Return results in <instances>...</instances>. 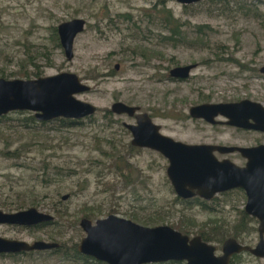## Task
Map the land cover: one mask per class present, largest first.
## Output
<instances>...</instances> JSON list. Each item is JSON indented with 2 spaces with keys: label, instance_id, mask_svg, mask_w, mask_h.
<instances>
[{
  "label": "rangeland",
  "instance_id": "obj_1",
  "mask_svg": "<svg viewBox=\"0 0 264 264\" xmlns=\"http://www.w3.org/2000/svg\"><path fill=\"white\" fill-rule=\"evenodd\" d=\"M164 2L184 24L182 30L189 40L198 39L199 27L210 28L202 30L204 44L173 48L160 43L164 21L157 12ZM0 14V78L32 80L74 73L91 87L77 98L98 108L92 120L59 131L54 129L60 123L47 128L21 127L35 116L29 111L12 112L0 121V210L19 212L8 206L29 199L24 210L37 208L58 222L39 229L0 225V237L79 245L86 236L81 220L96 222L109 215L146 227L194 226L191 237L200 230L238 221L246 201L237 195H219L207 203L212 211L177 201L167 176V159L149 149L127 155L132 135L124 123L135 124V120L112 114L111 122L108 112L115 102L140 107L161 126L163 134L187 144L264 143L261 134L238 133L189 116L190 107L205 103L208 97L210 102L249 98L264 105V74L260 71L264 66V0H206L188 6L174 0H0ZM73 19H83L87 25L75 39L74 58L68 60L52 30ZM40 51L47 57L39 58ZM194 64L197 67L187 81L169 79L173 68ZM37 68L39 77L34 75ZM8 152L20 157H6ZM121 154L129 159L130 184L111 159ZM47 163L49 175L56 180L49 186L38 177ZM55 210L66 214L59 217ZM258 226L259 222L253 223L255 230L243 235L246 244L259 242ZM37 256L0 257V264H62L56 258ZM240 262L264 264V258L245 254Z\"/></svg>",
  "mask_w": 264,
  "mask_h": 264
},
{
  "label": "water",
  "instance_id": "obj_2",
  "mask_svg": "<svg viewBox=\"0 0 264 264\" xmlns=\"http://www.w3.org/2000/svg\"><path fill=\"white\" fill-rule=\"evenodd\" d=\"M188 6L206 0H174ZM87 22L73 19L58 27L60 44L68 60L74 58V43L85 31ZM196 65L179 66L170 71L174 79H189ZM264 74V66L261 68ZM91 87L74 73L32 80L0 78V118L16 111H29L41 122L57 119L82 120L95 116L98 108L81 101L78 95L89 93ZM110 111L119 116L135 118L136 124L124 123L132 135L131 145L161 154L169 162L168 178L176 195L188 200L199 196L211 201L219 193L242 189L246 192L245 213L258 220L260 240L255 247L229 238L223 254L200 236L190 237L170 226L146 227L117 215L98 219L83 218L80 222L86 236L78 245V252L106 264H232V258L250 253L264 258V145L251 148L192 145L177 141L161 131L148 113L123 102H115ZM193 119H204L217 124L223 116L227 124L237 128L264 132V106L258 102L236 104H203L190 110ZM250 120H253L251 123ZM215 151H238L247 160L244 167L230 160L219 161ZM69 195L63 199H68ZM55 221L53 215L29 208L15 213L0 210V225L33 229ZM60 248L56 242L13 240L0 237V256L46 252Z\"/></svg>",
  "mask_w": 264,
  "mask_h": 264
},
{
  "label": "trees",
  "instance_id": "obj_3",
  "mask_svg": "<svg viewBox=\"0 0 264 264\" xmlns=\"http://www.w3.org/2000/svg\"><path fill=\"white\" fill-rule=\"evenodd\" d=\"M209 1H211L212 3H219V2H225V1L227 2L229 0H209ZM162 3H163V1H162ZM161 13L163 16V21H164L161 26H162L163 33L165 32V35L163 33L158 35L160 43H162L164 45L171 46L173 48H177L178 46L185 45V44H188V45L204 44L203 36L206 33L203 32L202 30L204 28H208L210 30L209 27H203V26L199 27V29L195 32V34L198 35V39L194 40V41L189 40L188 35L185 33L184 30H182V27L184 26V24L181 23V21L174 16V13L170 9L167 8V5L165 4V2L162 5V11L157 12V16L160 17ZM255 13H258V11H256ZM1 21H2V15L0 14V22ZM52 31H53L52 34L54 37V41L56 42L57 46H61L60 42H59V35H58L57 28H54ZM199 42H201V44H199ZM37 55L39 58L47 57V54L44 52H41V51L37 52ZM28 59H30L29 56H28ZM30 62H31V64H35L33 61H30ZM25 74H27L26 77L29 78L28 73H25ZM34 75L36 77H39L41 75L39 69L36 73H34ZM112 114H113L112 112H110V111L108 112V115L111 116V120H110L111 122H113V120H112L113 115ZM93 117L94 116H91V117H88L85 119L92 120ZM4 119H6L5 116L1 117L0 121H4ZM85 119L69 120V119L61 118V119L56 120V122L51 121V123H49V122L38 121L35 118V116H30L29 118H27L24 121V124L21 125V127L26 128V129H31L32 127H30V126L38 125V126L47 128L48 126L50 127L51 124L60 123L59 127L57 129H54L55 131H59L62 128L63 129H69V128H74L77 125H81L83 123V120H85ZM112 149L116 150V148H114V147ZM127 150H128L127 155H129V156H132L133 151H139V152L142 151L140 148H136V147L132 146L131 144L128 145ZM113 152H114V154H116L115 151H113ZM127 155L121 154V155H117L115 158L113 155H111V159L114 162V166L116 168V171L119 173V175L122 178H124V180L126 181L127 184H130L131 181H130V178H128L127 170L130 169L131 166L128 164L129 159L127 158ZM5 156L10 157V158H19L20 157V155L18 153L11 154L10 152L6 153ZM57 169H58V167H53V170H57ZM39 172H42V174H40V176H38L41 179L40 182L42 184L49 186L50 184H52V183L54 184L56 182L55 178H52L49 175V164L48 163L45 164ZM53 175L58 176V173H53L52 176ZM231 195H232L231 193H227L225 196L228 197ZM243 196H244V194H243ZM243 196L237 195V197L240 199H241V197L245 198V196L244 197ZM176 200L180 201L182 204L186 205L187 207H193L194 205L197 204L198 206L202 207V210L212 211V209H213L212 207L208 206L207 203H202L201 202L202 200L200 198H196L195 200L188 201V202H186V201H184L178 197L176 198ZM28 202H30L29 199H24L23 201H19L17 204L11 203V205H9L8 208L11 211H13V210L14 211L24 210L27 208ZM32 204H34V206L36 205L34 202H32ZM55 213L59 217L64 216L66 214V212H61V210H59V211L55 210ZM95 215L96 214H90L89 217L91 216V218H94V217H96ZM147 222L148 223L154 222V220H149ZM255 222L257 223L258 221L255 218L247 215L244 211H241V217L232 226H230V225H227L224 227H217L216 226V227L212 228L210 231L200 230L196 234L201 235L202 238L207 242H217V241L221 242V241H225V239L227 237H233L235 239H238L242 243H245L244 240H245L246 236H243V235L249 234L250 232H252V230H255V228H253V223H255ZM57 224H58V222L54 221L53 223H51L49 225H43V226H39V227H36L33 229H39L42 227L44 228V227H47L50 225H57ZM193 227L194 226L185 227L182 225H178V226H175V229L184 233V234L189 235L190 233L193 232ZM59 244H60V248L53 250V251L24 253L21 255H2L0 257H9L12 259H19V258H23V257H29V258L32 257L33 258V256H35L36 253H39L40 256H37V257H39L41 260L56 258L62 264H106L103 262L96 261L92 257H88V256L80 254L78 252V249H77L78 244H76V243H74V244L59 243ZM242 256H243V253L241 255H236L233 258V263L234 262H236V263L240 262V259L242 258ZM165 264H186V263L185 262H170V263H165Z\"/></svg>",
  "mask_w": 264,
  "mask_h": 264
},
{
  "label": "flooded vegetation",
  "instance_id": "obj_4",
  "mask_svg": "<svg viewBox=\"0 0 264 264\" xmlns=\"http://www.w3.org/2000/svg\"><path fill=\"white\" fill-rule=\"evenodd\" d=\"M194 65H196V64H194ZM196 67H197V65L195 66V68L194 69H196ZM116 69H119V65H116ZM193 69V70H194ZM171 71V70H170ZM170 71H169V79H173V80H175V81H187V80H180V79H174V78H172L171 77V74H170ZM246 100H248V101H252V102H256V101H254V100H251V99H249V98H243V99H240V100H236V101H224V102H210V98L208 97L207 98V101L205 102V103H201V104H197V105H194V106H199V105H203V104H236V103H240V102H243V101H246ZM259 103V102H258ZM194 106H192V107H194ZM264 106V105H263ZM192 107H190V109H189V116H190V110H191V108ZM114 115H116V114H114ZM116 116H119V115H116ZM191 117V116H190ZM192 118V117H191ZM132 119H134L135 120V124H136V119L135 118H132ZM193 119V118H192ZM195 120H201V121H203V122H205L206 124H208V125H211V126H224V127H227V128H230V129H233V130H235L236 132H238V133H251V132H253V133H258V134H261L263 137H264V132H261V131H255V130H247V129H243V128H237V127H234V126H230V125H228L227 124V119L226 118H224L223 116H219V117H217L216 118V121H217V124H211V123H209V122H207L206 120H204V119H195ZM251 121V123H253V120H250ZM130 132V131H129ZM262 141H258V142H256V144L254 145L253 143L252 144H244V145H239V144H192V145H210V146H219V147H237V148H251V147H257V146H260V145H264V143H261ZM187 144V143H186ZM141 149V148H140ZM214 155L216 156V158L219 160V161H224V160H230L231 162H233L234 164H236L237 166H240V167H244L246 164H247V160L242 156V154L240 153V152H238V151H235V152H232V153H221V152H219V151H215L214 152ZM166 159V158H165ZM233 159H238L239 161H241L242 162V164H237V163H235L234 161H233ZM168 161V160H167ZM168 164H169V162H168ZM168 167H169V165H168ZM168 167H167V169H168ZM167 176H168V174H167ZM169 179V178H168ZM170 181V180H169ZM171 183V182H170ZM173 187V186H172ZM175 192V191H174ZM227 193H231L232 195H241V196H243V194H244V196H245V200L244 201H246L247 202V196H246V192L244 191V190H242V189H234V190H230V191H226V192H222V193H219V194H217L216 196H215V198L216 197H218L219 195H221V196H225ZM177 196V195H176ZM243 196V197H244ZM178 197V196H177ZM226 197V196H225ZM178 198H180V197H178ZM196 198H200L202 201V203H209V202H211V201H213V200H211V201H208V202H205V201H207V200H205V199H203V198H201V197H199V196H196V197H194V198H192V199H188V200H185V199H182V198H180V199H182V200H184V201H186V202H188V201H193V200H195ZM242 198V197H241ZM246 205V204H245ZM244 209H245V207H244ZM244 209H243V211H244ZM245 212V211H244ZM171 227V226H170ZM172 228H174V227H172ZM175 229V228H174ZM176 230V229H175ZM178 231V230H177ZM180 232V231H179ZM182 233V232H181ZM184 234V233H183ZM185 235H187V234H185ZM188 236H190V235H188ZM196 236H200L201 238H202V236L201 235H195V236H193V237H196ZM191 237V236H190ZM229 238H233V237H227L226 239H225V241H221V242H207V241H205L203 238V240L205 241V242H207V243H209V244H212V245H214V244H219V245H214V246H216L217 247V256H221L222 254H223V252H222V250H223V245H224V243L229 239ZM235 239V238H234ZM236 240H238V239H236ZM259 240H260V237H259ZM239 241V240H238ZM241 244H244V245H249V246H251L250 244H246V243H242L241 241H239ZM258 244V243H257ZM256 244V245H257ZM251 247H255V246H251ZM221 249V253H219V249ZM245 254H247V255H250V256H252L250 253L248 254V253H243V255H245ZM238 255H241V254H238ZM236 256V255H235ZM234 256V257H235ZM233 257V258H234ZM254 257V256H253ZM233 258H232V264H244V262H238V263H236V262H234L233 263ZM256 258V257H255Z\"/></svg>",
  "mask_w": 264,
  "mask_h": 264
}]
</instances>
